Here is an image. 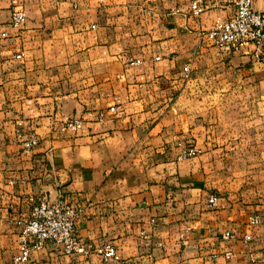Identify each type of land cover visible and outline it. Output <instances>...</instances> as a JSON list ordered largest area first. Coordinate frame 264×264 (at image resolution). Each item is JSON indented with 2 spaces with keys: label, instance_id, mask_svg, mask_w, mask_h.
<instances>
[{
  "label": "crops",
  "instance_id": "1",
  "mask_svg": "<svg viewBox=\"0 0 264 264\" xmlns=\"http://www.w3.org/2000/svg\"><path fill=\"white\" fill-rule=\"evenodd\" d=\"M236 1L0 0V264L43 196L133 264H264V44L207 36ZM23 264L120 263L49 245Z\"/></svg>",
  "mask_w": 264,
  "mask_h": 264
},
{
  "label": "built area",
  "instance_id": "2",
  "mask_svg": "<svg viewBox=\"0 0 264 264\" xmlns=\"http://www.w3.org/2000/svg\"><path fill=\"white\" fill-rule=\"evenodd\" d=\"M191 8L194 16H200L205 11L199 1H194ZM26 22L27 16L23 11L13 13L14 27L23 26ZM207 36L216 46L231 53L239 51L245 44L261 47L264 44V12L253 9V0H237L233 16L216 23ZM82 127L83 123L76 119L69 120L64 125V129L72 131H79ZM38 144L39 139L35 135H29L22 143L23 150L31 153ZM178 147V161L195 158L199 154L195 146L180 143ZM217 201L218 197L213 194L210 203L214 205ZM84 212V207L73 206L64 201L52 202L45 196L37 199L30 218L20 223L18 251L13 257V264L28 262L33 252L44 250L49 245L61 247L66 255L96 254L106 263L133 264L130 260L122 259L113 244L104 242L94 245L80 237L76 226ZM252 222L257 223L259 220L254 218ZM222 238L232 240L236 239V236L226 232ZM245 239L251 240V236H246Z\"/></svg>",
  "mask_w": 264,
  "mask_h": 264
}]
</instances>
